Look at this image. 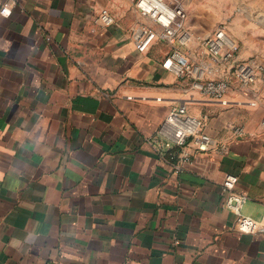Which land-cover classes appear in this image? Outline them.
<instances>
[{
	"label": "crops",
	"instance_id": "1",
	"mask_svg": "<svg viewBox=\"0 0 264 264\" xmlns=\"http://www.w3.org/2000/svg\"><path fill=\"white\" fill-rule=\"evenodd\" d=\"M183 1L191 32H211L221 0ZM2 7L0 264H264V233L236 232L221 191L235 175L241 214L264 221V71L248 92L190 97L161 66L167 44L136 50L133 29L152 22L132 1ZM101 10L112 25L96 21ZM191 44V59L209 62ZM178 104L217 146L186 149L177 170L181 151L157 130Z\"/></svg>",
	"mask_w": 264,
	"mask_h": 264
},
{
	"label": "built area",
	"instance_id": "2",
	"mask_svg": "<svg viewBox=\"0 0 264 264\" xmlns=\"http://www.w3.org/2000/svg\"><path fill=\"white\" fill-rule=\"evenodd\" d=\"M132 1L141 16L149 18L151 25L138 24L132 31V38L138 52H145L155 41L164 42L170 47L161 66L180 80L188 81V95L192 92L212 100H221L229 91L236 88L248 92L250 87L261 77L264 62L255 58L238 57V44L228 34L226 27L219 24L213 32L197 38L199 45L209 58L208 61L195 62L187 52L193 37L187 27V11L183 0H129ZM0 14L5 16L9 11L2 7ZM103 26L114 23L112 16L101 10L96 18ZM235 136H241L242 130L230 128ZM157 133L171 145L179 149V164L189 161L186 149L198 153H207L217 144L204 130V122L186 112L184 104L172 106L159 126ZM221 151L226 150L220 145ZM237 177L226 174L221 182L223 194L222 206L233 212L237 218L234 230L240 234L257 235L264 233V221H257L241 214V208L247 200L246 195L236 191Z\"/></svg>",
	"mask_w": 264,
	"mask_h": 264
},
{
	"label": "rangeland",
	"instance_id": "3",
	"mask_svg": "<svg viewBox=\"0 0 264 264\" xmlns=\"http://www.w3.org/2000/svg\"><path fill=\"white\" fill-rule=\"evenodd\" d=\"M221 3L223 7L217 12L219 16L215 19L212 31L200 36L211 34L216 25L223 24L237 42L239 50L246 47L253 51L247 59L255 58L264 62V0H221ZM186 24L192 37L200 38L191 32L188 22Z\"/></svg>",
	"mask_w": 264,
	"mask_h": 264
}]
</instances>
